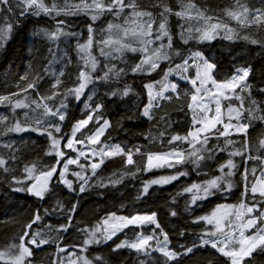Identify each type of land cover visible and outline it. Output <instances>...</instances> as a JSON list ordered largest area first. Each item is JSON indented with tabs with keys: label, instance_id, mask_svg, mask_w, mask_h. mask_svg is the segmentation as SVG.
Here are the masks:
<instances>
[{
	"label": "snow or ice",
	"instance_id": "1",
	"mask_svg": "<svg viewBox=\"0 0 264 264\" xmlns=\"http://www.w3.org/2000/svg\"><path fill=\"white\" fill-rule=\"evenodd\" d=\"M152 7L160 9L156 16L151 11L140 10L135 0H78L77 3H66L64 6H58L54 0L50 3H45V0H0V48L4 47L14 30L22 23L31 20L32 23L39 24V19L32 18L41 16L48 18L46 22L53 25L51 30H39L49 40L55 41L60 36L77 38L74 49L77 63L65 80L61 79L65 77L63 68L53 74V79L44 83H41L43 76L33 75L28 79V74L24 73L19 77L25 81L23 86L17 85V91L0 94V105L7 108L11 114V123H6L9 121V115L0 114V125H3L0 127V149H3L0 151V183L4 187V193L0 196V217L8 218L9 213L15 209V204L10 201L16 193H26L37 201H45L46 198L51 201L56 197L57 187L63 185L69 193L76 194L64 212V221L55 228L57 232H67L74 226V214L79 201L83 199L82 194L92 187L112 189L120 184L126 175L134 177L137 172H148L154 168L175 169L169 174L143 181L137 198L148 194L152 185L162 186L184 177L185 180L176 196L167 202L166 208L168 216H179L188 221L190 227L187 230L178 228L172 233L184 238V243L177 242L170 247V233L162 227V221L157 219L156 211L130 215L109 212L91 229L87 225H76V231L82 233L83 238L78 245H72L74 251L67 254L76 257L70 264H106L104 257L99 253H88L89 246L107 243L118 231L130 226L135 239L120 240L111 246V250H134L139 264H192L201 250L208 248L215 250V253L223 258L217 260L216 264H256L257 257L264 255V179H261L264 177V134L257 138L251 150L252 154H249L248 129L254 121H259L264 126V86L257 89L261 98L254 99L252 84L247 79L252 73L251 65L236 67L230 75L218 78L217 62L206 57L202 50L188 48L186 54L182 55L179 46L173 47V33L168 28V17L174 15L179 18L180 23L176 25L178 31L175 35L183 45H188L190 40L196 43L210 42L221 33L223 39L231 40L234 30L227 23L222 20L210 22L213 17L191 2L180 3L179 10L170 8L165 3L153 4ZM223 12L241 27L264 25V0H260L259 4L234 0L232 6L223 9ZM80 14L87 17L83 24L86 30L83 42L79 39L81 33L72 30L74 21L68 19ZM106 14L117 20L122 18V23H114L112 19H108L105 25L96 27V21ZM185 19H196L197 24L185 28ZM33 34L38 33L34 30ZM238 38L254 45L259 44L261 52H264V41L249 40L247 35ZM94 44L98 56L93 54ZM126 52L140 55L132 64L118 68L112 62L126 63L123 60ZM98 57L104 58L102 65ZM174 57H179V62L172 63ZM162 61L168 62L165 68H160ZM70 64L72 59L68 57L65 66ZM158 68L160 72L157 75L160 79L152 78L142 82L141 88L146 92L147 99L146 103L136 105L139 117L151 121L152 109L160 108L161 100L171 101L178 100L181 96L188 97L186 106L179 109L189 118L185 133L181 135L175 131L170 132L163 142L172 147L163 152L148 149L142 152L139 145L129 147L120 142L112 143L111 132L105 137L107 130L113 126L106 113L113 104H118L133 91L127 83L122 87H113L112 83L119 81L122 73H138L146 77ZM189 69L194 70L192 75L188 74ZM170 74H175L178 79L175 82L169 81ZM181 82L185 83L182 85ZM89 85L92 86L90 89ZM154 85H160L159 90H155ZM100 87H103L104 91L97 96ZM29 89L32 90L31 94H28ZM86 89L89 91L83 100V116L65 126L64 122L69 116V97L81 102ZM169 91L171 95L166 96L165 93ZM20 93L25 95L20 96ZM241 93H247V109L244 108L245 97H242ZM29 95L34 98L26 103ZM233 97L240 101V104L226 105L228 122L225 123L222 118V100L231 101ZM16 109H30V112L25 111L23 119H19L15 115ZM160 119L164 120V116L161 115ZM233 119L236 120L235 124L231 122ZM164 122L171 126L170 120ZM89 124L92 125L90 128ZM116 124L120 126V121H116ZM84 129L87 131H83ZM230 130L242 135L239 148L229 149V145L235 143L228 139L232 135ZM26 132L36 133L44 138L42 155L52 157L50 162L38 166L36 161L24 163L21 160L18 152L26 145V139H15L9 134L19 136L20 133ZM164 135V132L159 133L161 138ZM101 137L105 139L101 140ZM221 137L225 138L222 143ZM213 140L215 142L210 143ZM32 143L35 144V141ZM219 152H227L228 158L217 159ZM135 154L144 157L142 167L135 166ZM235 156L242 158L245 167L239 172L238 182L234 183L233 169H236L237 165L232 157ZM113 157H121L124 168L133 165L134 169L120 171L118 175L113 172L109 177L98 176L97 169L105 163V159ZM248 160L259 161L261 165L260 176L254 181L248 180V174L249 171L255 174L257 169L253 167L249 170ZM212 161H215L214 165L209 163ZM70 165H76V169L71 171V176L75 177V187L74 181L68 178ZM192 173L203 179H188ZM93 177H96L95 181ZM234 187H239L236 203L216 202L210 211L192 215L193 205L199 208L204 202L211 203L212 198L227 201L229 196H236L237 193L232 191ZM96 194L105 195L100 191ZM184 194H189L184 200L183 209L189 213L187 217L182 216L177 208L173 207L177 204L176 197ZM56 207L63 209L64 206L56 200ZM54 211L51 205H38L14 238V242L0 249V264H35L30 259L34 250L50 243V238L43 234V230L49 226L42 221ZM144 226H150L149 234L137 231ZM153 241L154 243H150ZM51 242L56 245L57 252H64L68 247H61L56 240ZM76 248H79L78 253L75 252ZM153 253L158 255L153 256ZM254 253L256 255H253ZM140 256H143V259H139ZM213 260V254L209 253L203 264H213ZM60 264H63V258Z\"/></svg>",
	"mask_w": 264,
	"mask_h": 264
},
{
	"label": "trees",
	"instance_id": "2",
	"mask_svg": "<svg viewBox=\"0 0 264 264\" xmlns=\"http://www.w3.org/2000/svg\"><path fill=\"white\" fill-rule=\"evenodd\" d=\"M52 0H45V3H50ZM54 2L58 6H64L67 4L77 3L78 0H54ZM193 3L201 10H204L206 14L211 15L213 20L210 22H216L217 20H222L227 23L230 28L234 30V37L231 40L223 39V34L218 35L215 39L209 41H204L201 43H196L194 41H189L188 45H183L180 43L178 37L175 33L178 31L176 25L180 23L178 17L171 15L168 17V28L173 33V47L176 48L179 46V50L182 55L186 54V50L188 48L200 49L203 51L206 57H210L212 60L217 62V77L225 78L230 75L236 67H245L248 65L252 66V73L247 78L248 82L252 84V97L254 99L259 100L261 98L260 94H258L257 89L260 86H264V70L262 68L264 55L260 51L259 44H251L243 39L238 37H242L247 35L249 40L256 39L258 41H264V25L259 27L251 26V27H241L235 21L230 20L224 15L223 9L231 7L234 0H135V3L138 5L140 10L151 11L154 16L160 11L159 8L152 7L153 4L157 3H165L170 8L175 10H179L180 3ZM250 4H259L260 0H247ZM2 15V13H0ZM62 18V17H58ZM39 19V24L32 23L31 20H27L20 25L19 28L15 29L10 39L6 42L3 48H0V94H7L9 92L17 91V85L23 86L25 81L20 80L19 77L24 73L28 74V79H31L33 75L43 76V80L41 83L46 81H50L53 79V74L58 73L61 68L65 71V77H61L62 80H65L68 73L72 72L77 63L76 52H75V43L76 37H64L60 36L57 40L52 41L45 37L42 33L39 32L40 29H48L51 30L53 25L51 22H46L48 18L39 17L32 18ZM74 21L72 25V30L81 33L79 37L80 42H83L85 36L84 32L86 31L83 27L84 21L87 17L83 16V14L69 17ZM108 19H112L114 23H122V18L117 20L115 18L108 17L107 14L105 16L100 17L96 21V27H100L105 25ZM146 19V18H145ZM197 20H187L183 21V25L185 28L189 27V25H196ZM25 25H27L25 27ZM131 26V25H129ZM156 25L153 24V29H155ZM34 30L38 34H33ZM256 30V31H255ZM195 35V33L193 32ZM188 35V33H185ZM95 39V37H94ZM67 53V56H65ZM93 54L98 56L96 51L95 44L93 45ZM139 53H131L126 52L123 55V60L126 63H121V61H113L117 67H126V65L132 64L135 59L139 56ZM48 57V58H47ZM71 57L72 64L65 66V60ZM101 61V65L103 64L104 58L98 57ZM179 62V57H174L172 63ZM168 65V62L162 61L160 64V68H165ZM45 68H47V72H45ZM160 68H158L155 72H152L150 76L142 77L140 74H133L131 72H127V74H121V78L119 81H114L112 83L113 87H122L125 83L131 86L132 92H129L128 96L123 97L122 100L118 102V104H113L121 113L123 118L119 119L120 126H117L116 122L112 126V128L108 129L105 133V137L108 132H111L112 143L120 142L122 145H128L129 147L133 145H139L143 152L144 149H148L154 152H163L169 150L171 145L164 143L163 141L168 138V134L170 132H178L183 135V129H186V124L188 121V116L185 115V112L180 111L179 109L182 106H186L188 102V97L181 96L178 100L174 99L171 101L161 100L160 108H153V119L151 121L146 118L139 117L138 110L136 105H142L146 103V92L142 91L141 85L142 82H146L147 80H151L152 78L160 79V76L157 75L160 72ZM100 68L98 66L97 72H99ZM95 75V74H94ZM171 75L175 74H170ZM168 77V78H169ZM74 79V76H73ZM175 82L177 79H172ZM185 82H181L183 85ZM23 84V85H22ZM63 87V85H61ZM92 86L89 85V89ZM160 85H154L155 90H159ZM190 85L188 88L190 89ZM89 89L85 90V94L81 98V102H76L69 97V116L66 118L64 124L65 126L69 125L70 121L81 118L84 114L83 111V100L86 98ZM104 91L103 87L98 88L97 96L101 95ZM239 91V89H237ZM32 90H28V94H31ZM135 93V94H134ZM20 96H24L25 93H20ZM167 95H171V93H166ZM244 99V108L247 109L249 107V101L246 98L247 93H241ZM34 98V96L29 95V99L26 100V103L30 102V99ZM96 97H94L95 99ZM228 103H233L235 106H239L240 101L232 99L231 101H224L223 108H226ZM25 111H29L30 109H16L15 115L19 119H23V113ZM185 111H187L185 107ZM5 113V114H4ZM0 114L9 115V121L6 123H11V114L9 110L4 106L0 107ZM247 113L245 112V115ZM164 116V120L160 119V116ZM112 116V112L109 109L106 113V117L110 118ZM129 116H132V119H128ZM165 120L171 121V126L169 127L165 124ZM227 121L228 118H225ZM145 121L146 130L138 131L134 134H131V127H138ZM92 125L89 124V128ZM261 126L260 132L249 138V154H252V147L254 142L264 134V126L261 125L259 121H254L253 125L249 127L252 129L254 127ZM3 127V125H0ZM83 131H87L84 129ZM160 132H164L165 135L163 138L159 136ZM15 139H19V137H24L26 139V145L22 146L18 155L21 157V160L24 163H29L31 161H36L38 166L42 165L46 162H50L52 157H45L42 155V151L45 147L44 138L37 136L36 133H20L19 136L16 134H9ZM79 136V133L77 134ZM105 137H102L101 140H104ZM155 137V139H154ZM2 139V138H0ZM225 138L221 137L220 142L222 143ZM235 141L233 145H229V149L239 148L240 143L242 142V138H232L228 137ZM35 141V144L32 142ZM137 141V142H136ZM215 141H210V143H214ZM3 149H0L2 151ZM258 154V153H257ZM223 157L225 160L228 158L227 152H219L217 153V159ZM134 161L136 162L135 166L142 167L144 157L140 154H135L133 156ZM234 163L237 165L236 169H233L234 175L232 177L233 182H238L239 180V172L243 170L245 165L243 164L242 158L240 156L232 157ZM109 161V162H108ZM108 162V163H107ZM213 165L215 161L209 162ZM111 166V167H109ZM23 167V164H20V168ZM186 167H191L190 165H186ZM247 167L249 170L251 168L256 167L257 171L255 174H252L249 171L248 180L254 181L256 177L260 174V162L254 160L247 161ZM76 169L74 166L69 167V171ZM129 169H134L133 165H128L127 168H124L122 165L121 157H113L105 160V163L101 165L99 169H97L98 176L109 177L113 172H116L117 175L120 171H127ZM78 170V169H77ZM175 169H167V168H159L152 169L148 172H137L136 175L133 176H124L123 180L120 184L116 185L115 188L112 189H97L96 187H92L89 191L82 194L83 199L79 201L76 213H80L82 209H84L89 204L95 203L97 208H102L103 203L108 200H115L118 203L116 214L117 215H130L136 213H144L149 208L150 205L148 200L151 202H157L160 198V195L163 193L162 191L170 188V191L166 194V200L160 205V209L162 211V216L159 219L162 221V225H166L170 230H176L178 228H184L187 230L190 225L187 220L178 217H170L166 211L167 202L172 199L173 196H176V192L180 189L182 183L185 178L181 177L179 181H173L172 183L166 185H152L149 188V192L146 195L140 196L137 198L138 193L142 189V182L155 176L166 175L170 172H174ZM227 171V169H225ZM87 174V173H86ZM212 173H209L211 175ZM218 174V173H216ZM69 179L74 181L75 177L69 175ZM2 179V178H0ZM96 177H93V181H95ZM188 179H203V177H196L195 173H192ZM91 183V181H90ZM104 192L105 195L99 196L96 193ZM233 192L238 194L239 187H234L232 189ZM4 193L3 184L0 183V196ZM75 193H69L63 185H59L56 189V197L49 201L47 198L45 201H37L35 198L28 196L26 193H16L12 201L10 203L15 204V209L9 213L8 218L0 217V249H3L7 244L14 242V238L19 234L22 230L23 225L29 220L32 215L33 210L38 205H43V207L54 208L55 211L53 214L49 216H45L42 223L47 224L49 227L43 230V234L47 235L50 238V243L45 244L44 247L34 250L33 256L30 258L35 264H53L55 261L58 264L62 257H64L68 252H73L72 245H78L82 238L83 234L76 231V225L78 224L80 227L85 225L88 226L89 229L92 227L83 220H78L74 218V226L69 228L67 232L63 230L57 232L55 228L59 223L64 221V212L67 210L69 204L73 201L75 197ZM131 196V200H128V196ZM189 194H184L182 196H177L176 201L177 204L173 205V207L177 208L178 212L182 214V216L187 217L189 213L184 212V200ZM234 199V196H229L227 201L229 202ZM56 200H59L61 204H63V209L56 207ZM216 200V198H212V201ZM247 202V200H246ZM199 203V202H198ZM208 202H204V204L196 208L195 205L192 206L194 211L192 215L202 214V211L205 209V206ZM51 210V209H50ZM33 227H36L33 225ZM194 227V226H192ZM137 231L142 232L143 234H149L150 226H144ZM158 231V230H157ZM186 231V235H187ZM127 239L132 241L135 239V235L133 234V229L131 226L123 230L113 241L108 244L102 243L96 246H92L88 248V253L95 255L99 253L102 255L106 261V264H139V260L137 258V253L131 249H119L116 252L111 250V246H114L115 243L120 240ZM162 239V237H161ZM52 240H56L59 242L61 247L67 245L68 247L64 252H57L56 245L52 243ZM179 243H184V238H178ZM151 243H154L151 242ZM75 252H79V248L75 249ZM209 253L213 254L214 260L213 264H216L217 260H222V257H219L218 254L215 253V250L210 248L201 250V253L197 255L196 259L192 261V264H203L204 258L208 257ZM157 253H153V256H157ZM254 255H256L254 253ZM139 259H143V256H140ZM256 264H264V255H260L257 257Z\"/></svg>",
	"mask_w": 264,
	"mask_h": 264
},
{
	"label": "rangeland",
	"instance_id": "3",
	"mask_svg": "<svg viewBox=\"0 0 264 264\" xmlns=\"http://www.w3.org/2000/svg\"><path fill=\"white\" fill-rule=\"evenodd\" d=\"M262 53L264 55V52H262ZM190 63H191V61H190ZM262 68L264 70V61H263ZM193 73H194V70L193 69H189L188 74L189 75H192ZM168 79H169V81L173 82L172 79H178V78L175 75H171ZM166 93H171V92L169 91V92H166ZM233 99H235V98L233 97ZM223 103H224V100H222V105H223ZM2 106L3 105H0V107H2ZM110 110L112 112V116L109 119L112 121V124L114 125L115 122L118 121L119 119L123 118V116H122V113L114 105L111 106ZM222 113H223L222 118H223L224 122L227 123L228 120L227 121L225 120V118H228V115L226 113V108H223L222 107ZM231 122L233 124H235L236 123V120L233 119ZM218 127H219V125H218ZM129 128H130L131 134L134 136V134L136 132L146 130V124H145V121H144L138 127H131V126H129ZM260 130H261V126L254 127L252 129H248V133H249L248 139L251 138V137H253V136H255V135H257L260 132ZM230 131H232V130H230ZM230 137H232V138H242V135L241 134H238V133H235L234 131H232V135ZM81 162L82 163L84 162L83 158L81 159ZM70 166L76 167V165H70ZM69 175H71L70 171L68 173V177H69ZM259 176H260V174H259ZM261 179H264V177H261ZM169 191H170V188L163 190L162 191L163 193L160 195V198H159V200L157 202H154L153 203L150 200H148V203L150 205V208L146 212H144V213H150L152 211H156L157 212V219L159 220L161 218V216H162V211L160 209V205L166 200V194ZM127 199L128 200H131V196L129 195ZM237 201H238V194L236 196H234V199L232 201H229L227 203H236ZM216 202H225V201H217V199H216V200H213L211 203L208 202L206 204V206H205V209L202 211V214H204L205 212L210 211L211 208L214 207V204ZM117 206H118V203L115 200H108V201H106L105 203H103L102 208H100V209L97 208V206H96L95 203L89 204L84 209H82V211L80 213H78V214L75 213L74 214V218L75 219H78V220L86 221L91 227H93L100 220V218L105 217L107 213H109V212H116ZM109 223H111V221ZM101 227L103 228L104 226L101 225ZM162 227H164L165 230L170 233V235H169V240L171 241L170 247L176 245L177 242H178V238L179 237L176 236V235H174V234H172V233H174L175 230H170L166 225H162ZM125 229H123V230H125ZM123 230L118 231L117 234L112 238V240L107 241V243H105V244H108L111 241H113ZM96 245L97 244H93V245H90L89 247L96 246ZM42 247H44V245ZM123 249H127V248H123ZM68 253H72V252H68ZM67 254L64 257H62L63 258V264H70V262L72 260H75V258H76L75 255L69 256ZM58 264H60V262Z\"/></svg>",
	"mask_w": 264,
	"mask_h": 264
},
{
	"label": "bare ground",
	"instance_id": "4",
	"mask_svg": "<svg viewBox=\"0 0 264 264\" xmlns=\"http://www.w3.org/2000/svg\"><path fill=\"white\" fill-rule=\"evenodd\" d=\"M255 31H256V30H255ZM47 58H48V57H47ZM22 85H23V84H22ZM4 114H5V113H4ZM108 162H109V161H108ZM108 162H107V163H108ZM109 167H111V166H109Z\"/></svg>",
	"mask_w": 264,
	"mask_h": 264
},
{
	"label": "crops",
	"instance_id": "5",
	"mask_svg": "<svg viewBox=\"0 0 264 264\" xmlns=\"http://www.w3.org/2000/svg\"><path fill=\"white\" fill-rule=\"evenodd\" d=\"M182 131L185 133L186 130L183 129Z\"/></svg>",
	"mask_w": 264,
	"mask_h": 264
}]
</instances>
